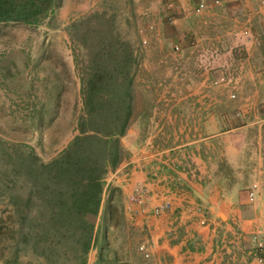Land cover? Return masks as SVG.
Wrapping results in <instances>:
<instances>
[{"label": "crops", "instance_id": "crops-1", "mask_svg": "<svg viewBox=\"0 0 264 264\" xmlns=\"http://www.w3.org/2000/svg\"><path fill=\"white\" fill-rule=\"evenodd\" d=\"M221 1L215 7L234 26L212 25V46L180 63V71L168 79L177 84L157 94L146 142L108 179L126 198L148 186L150 211L165 206L160 216L134 210L146 219L152 252L172 264H183L184 258L198 264H259L249 240L254 235L264 240V42L251 40L264 35V6L262 0ZM205 50L221 58L202 72ZM230 67L240 70L235 84L214 86ZM232 92L237 100L230 98ZM241 109L245 114L237 116ZM201 111L205 121L178 122L187 112L190 119ZM167 160L178 172L163 165ZM255 185L256 199L250 203ZM184 247L188 251L182 255Z\"/></svg>", "mask_w": 264, "mask_h": 264}, {"label": "trees", "instance_id": "trees-1", "mask_svg": "<svg viewBox=\"0 0 264 264\" xmlns=\"http://www.w3.org/2000/svg\"><path fill=\"white\" fill-rule=\"evenodd\" d=\"M62 1L0 0V29L49 24ZM103 4L66 29L80 80L79 134L48 162L32 146L0 138V197L15 224L13 246L32 241L50 264H89L94 250L93 264H130L109 242L110 223L126 217L114 201L120 189L107 181L146 142L158 95L144 81L143 40L128 10L133 0ZM132 129L134 144L125 147L122 139Z\"/></svg>", "mask_w": 264, "mask_h": 264}, {"label": "rangeland", "instance_id": "rangeland-1", "mask_svg": "<svg viewBox=\"0 0 264 264\" xmlns=\"http://www.w3.org/2000/svg\"><path fill=\"white\" fill-rule=\"evenodd\" d=\"M104 1L63 0L53 21L35 28L22 24L2 25L1 139L26 143L48 162L79 134L77 124L83 112L80 80L66 29L71 22L102 9ZM201 2L208 3L209 7L198 12L197 6ZM170 5V0H133L132 7L128 9L133 12L143 40L144 81L149 87H153L157 94L166 91L168 84H177L168 83V79L180 71L182 61L196 56L197 50L206 48L208 43L212 46V25L223 26L225 29L234 26L224 18L222 11L218 12L217 7H212L210 0H181L173 9ZM216 11L218 15H213ZM170 12L175 17L173 24L169 21ZM232 42L234 41L231 40ZM176 45L181 47L180 51H176ZM202 54L203 64L199 69L203 70L202 72L209 70V62L219 61L221 58V55H214L212 58L211 53L206 50ZM5 65H8V68H5ZM225 70L235 75L240 71L239 68L233 70V67ZM209 83L212 86V80ZM187 115L188 112L185 118L178 122L182 120V124H194L200 122V118L206 117L202 111L193 113L190 119ZM170 121L176 123L173 115ZM135 135V131L130 130L122 139L123 145L132 147ZM112 182L113 180H110L109 186L118 188L111 186ZM120 191L121 194L117 192L114 201L124 212L126 220L117 218L110 223L108 238L113 249L119 253L121 259L130 264H172L167 256L152 252L150 233L146 219L142 217L147 216L142 208L148 207V204L135 203L132 197L126 198L121 189ZM108 202L109 196H106L102 215ZM135 206L139 207L142 216L134 210ZM9 215L10 209L0 197V264H50L35 252L32 241L29 244L20 243L14 248L12 239L17 234ZM143 245L149 251V258H146L140 249ZM188 248L184 247L181 254H185ZM96 258L97 252L94 250L89 255V264H93ZM189 261L198 264L195 263V258H184L183 264Z\"/></svg>", "mask_w": 264, "mask_h": 264}, {"label": "built area", "instance_id": "built-area-1", "mask_svg": "<svg viewBox=\"0 0 264 264\" xmlns=\"http://www.w3.org/2000/svg\"><path fill=\"white\" fill-rule=\"evenodd\" d=\"M170 2H171L170 8L173 9L174 7H176V5H178V3L181 2V0H170ZM221 4H222L221 0H214L212 2V7L220 6ZM261 5L264 6V0L261 1ZM208 7H209L208 3L201 2L197 6V10L198 12H201V11L206 10ZM169 21L171 24L175 22V17L172 12H170ZM251 40L254 44L261 45L264 42V35L263 36H252ZM175 49L176 51H180L181 47L179 45H176ZM238 76L239 75H235V74L227 72L226 75H224L221 79L214 81L213 84L216 87H229L235 84V81ZM230 98L232 100H237L238 95L235 92H232L230 95ZM263 107H264V104H263ZM244 114H245V111L242 109L237 111V116H243ZM164 152L170 153L171 151H164ZM163 165H165L168 168V170L172 172H175V173L178 172V167L171 160H167L163 162ZM263 186H264V183H263ZM257 188H258V185H255L253 189L250 190L248 193V199L250 203H253L256 199ZM150 195H151V189L148 186L137 188L132 196V200L133 202L138 203V204H147L149 201ZM142 210H143V213L146 215H149L151 212L154 216H160L164 213L165 206H158L154 208L152 211H150V209L145 206L142 208ZM251 243L254 246L253 251L251 253L255 256L259 264H264V257L262 256L264 254V240L259 238L258 235H254L251 238ZM140 249L144 253L146 258L150 257L149 251L145 245L141 246ZM230 249L231 251H233V248L230 247Z\"/></svg>", "mask_w": 264, "mask_h": 264}]
</instances>
